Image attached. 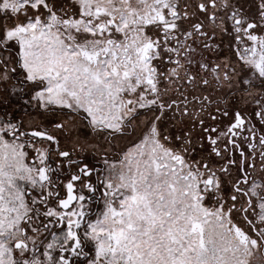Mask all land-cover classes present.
<instances>
[{"label": "rangeland", "instance_id": "374dc122", "mask_svg": "<svg viewBox=\"0 0 264 264\" xmlns=\"http://www.w3.org/2000/svg\"><path fill=\"white\" fill-rule=\"evenodd\" d=\"M34 2L0 0V264H238L250 243L238 225L249 224L216 182L215 160L202 159L203 137L230 119L221 108L264 118V79L231 49L232 18L241 10L255 21L259 0ZM56 14L68 24L51 28ZM54 53L69 60L60 79ZM152 129L207 163L206 219L152 171L148 151L135 156ZM84 165L95 176L76 182ZM94 177L100 190L110 181L118 192L101 191L83 227ZM70 187L76 198L63 209ZM252 215L264 223V210Z\"/></svg>", "mask_w": 264, "mask_h": 264}, {"label": "built area", "instance_id": "2783aa9c", "mask_svg": "<svg viewBox=\"0 0 264 264\" xmlns=\"http://www.w3.org/2000/svg\"><path fill=\"white\" fill-rule=\"evenodd\" d=\"M21 1V0H18ZM258 18L255 21H247L241 17L242 11L239 10L232 18V31H233V44L231 46L234 57L239 61L248 63L255 69L259 76H264V34L259 33L264 30V0H259L258 3ZM61 15H53L54 23L50 22V27L67 25L68 22L63 20ZM52 21V20H51ZM36 29H45V25L36 21ZM55 25V26H54ZM255 28L258 30L255 31ZM25 30V28H24ZM83 55V54H82ZM85 55V54H84ZM91 59H87L90 63H95V57L92 54H88ZM150 80V79H149ZM148 80V81H149ZM152 83V80L148 82ZM148 151V157L152 161L153 170L155 173L161 175L169 181L172 189L171 193L179 191L182 197L188 202L193 204V210L196 213L195 217L206 219L208 211L202 208L200 202L203 199L202 190L206 187L204 185L203 175L199 172L197 165L189 160L187 157V150L185 148H172L162 142L158 137L154 129H152L138 146H136L135 156L145 155ZM125 160H127L125 158ZM104 191L109 194V197L116 196L118 189L112 186V182L105 181ZM113 203L114 200L112 199ZM110 209L112 204L109 202ZM124 205L119 204L118 208L123 209ZM188 208H190L188 206ZM115 213V214H114ZM114 217H121L123 211L114 212ZM236 230L237 228L234 227ZM234 232L237 233V230ZM237 235V234H236Z\"/></svg>", "mask_w": 264, "mask_h": 264}, {"label": "flooded vegetation", "instance_id": "af4514ba", "mask_svg": "<svg viewBox=\"0 0 264 264\" xmlns=\"http://www.w3.org/2000/svg\"><path fill=\"white\" fill-rule=\"evenodd\" d=\"M258 77L264 79V76L258 75ZM220 110L223 112V116L225 115V118L231 114L230 119L228 122H222V124L217 123L216 126L210 127V131L204 129L205 136L203 139L208 146V150L202 153V159L204 157L208 158L209 156L215 160L213 169L217 172L218 176L216 182L219 183L224 193H226L228 188L232 190L233 194L229 196V200L232 203L231 207L232 209L237 207L238 210H241L237 202L239 199L233 203L234 197L239 198L242 196L245 201H248L250 198L264 200V181H254L249 185L247 191H244V180L241 179V177L244 176L245 164H247L248 170L255 174L256 170L252 168V156H255L256 165L264 167V165H261V160L264 159V118L260 115V111H258L257 114H253L254 112L249 109L239 112L237 109L232 110L229 108L231 113L229 111H224L222 108ZM213 119L215 121L214 115L212 116V120ZM217 120L220 121V117H218ZM187 143L190 146L191 155V153H194L193 143H190V140H188ZM193 161L197 165L199 172L203 175V182L208 193H211L214 190V182L211 178L206 177L204 169L207 167V163L202 162L199 164L194 159ZM81 176L91 177L95 176V174L94 171L85 169L83 173L81 170L78 171L76 178L80 179ZM94 180H96L95 177L93 178V181ZM99 184L100 182L98 181V187ZM90 185L95 187L92 183ZM252 190L256 193L255 197ZM101 191L102 190H100V195L97 199V210L102 200ZM102 192L105 194L104 189ZM87 201H90V199H87ZM237 203L238 205L236 206Z\"/></svg>", "mask_w": 264, "mask_h": 264}, {"label": "snow or ice", "instance_id": "6c2138e0", "mask_svg": "<svg viewBox=\"0 0 264 264\" xmlns=\"http://www.w3.org/2000/svg\"><path fill=\"white\" fill-rule=\"evenodd\" d=\"M24 103H28L27 98L24 100ZM37 107H40L39 102H37ZM55 122V120L52 121V123ZM252 159V168L256 171L255 174L249 171L247 164H245L244 176L241 177V179L244 180V191H247V188L252 182L264 181V167L255 164V156H252ZM261 165H264V159L261 160ZM237 199H243V197H234L233 203H235ZM262 210H264V200L251 198L246 201L245 206L241 208L245 222L249 224V227L245 229L242 225L238 226L241 227V231L244 232L250 243L243 248L241 259L238 264H264V223H255L252 215L253 213L259 215Z\"/></svg>", "mask_w": 264, "mask_h": 264}, {"label": "crops", "instance_id": "0c3cea01", "mask_svg": "<svg viewBox=\"0 0 264 264\" xmlns=\"http://www.w3.org/2000/svg\"><path fill=\"white\" fill-rule=\"evenodd\" d=\"M36 2H34L35 4H34V9L35 8H37V4H40L41 3V0H35ZM38 2V3H37ZM43 47L45 48V50L47 49L46 47H48V46H46L45 44L43 45ZM42 54V53H41ZM41 54H40V58L42 57L41 56ZM50 54L52 55L53 54V50L51 49V51H50ZM46 55V54H45ZM54 61L52 62V63H50V62H48V64L49 65H51L52 64V68L51 67H47V62H45L44 63V65H42V63H40L39 64V68H40V70H42L43 69V71L41 72L42 74H43V76L41 75V77H47V72H46V70H50V68H51V70H53V74L55 75V76H57L59 79L60 78H62L63 77V69H65L64 68V66L65 65H67V64H69V60L66 62V63H64L63 62V59L59 56V57H57V54L56 53H54ZM75 63V62H74ZM68 67V66H67ZM80 66H79V64L78 63H75L74 64V66H72V67H70L71 69H78ZM50 75V74H49ZM54 79H55V77H53ZM74 87H70V91H74ZM84 110H85V112H86V114L87 115H89V116H91V117H93L94 118V116H96L95 114H94V110L93 109H85L84 108Z\"/></svg>", "mask_w": 264, "mask_h": 264}, {"label": "trees", "instance_id": "16d2710c", "mask_svg": "<svg viewBox=\"0 0 264 264\" xmlns=\"http://www.w3.org/2000/svg\"><path fill=\"white\" fill-rule=\"evenodd\" d=\"M83 168L86 170L89 169L86 165H84ZM97 182H98L97 180H94L92 182V184H94L95 187H93V192L91 193V195L86 198V200L90 199V201H88V202H89V204H91L92 212L89 213L88 215H86L85 218L83 219V227L87 226V224L92 220V218L95 215L96 210H97V201H98L97 199H98V196L100 195V189L97 186Z\"/></svg>", "mask_w": 264, "mask_h": 264}, {"label": "water", "instance_id": "95a60500", "mask_svg": "<svg viewBox=\"0 0 264 264\" xmlns=\"http://www.w3.org/2000/svg\"><path fill=\"white\" fill-rule=\"evenodd\" d=\"M31 134L34 135V136H36L35 133H31ZM74 180L77 181L78 178H74ZM75 198H76L75 195L72 193V187H70V188L68 189V191H67V198H66V200L62 203V208H63V209H67L68 206H69L70 204H72V203L75 201ZM65 204H67V205H65Z\"/></svg>", "mask_w": 264, "mask_h": 264}, {"label": "bare ground", "instance_id": "6f19581e", "mask_svg": "<svg viewBox=\"0 0 264 264\" xmlns=\"http://www.w3.org/2000/svg\"><path fill=\"white\" fill-rule=\"evenodd\" d=\"M82 53V52H81ZM98 54V53H97ZM83 55H84V53H83ZM88 55V54H87ZM91 58V57H90Z\"/></svg>", "mask_w": 264, "mask_h": 264}]
</instances>
